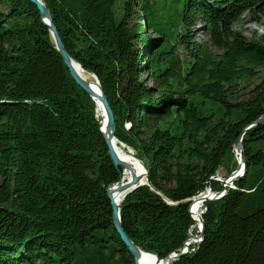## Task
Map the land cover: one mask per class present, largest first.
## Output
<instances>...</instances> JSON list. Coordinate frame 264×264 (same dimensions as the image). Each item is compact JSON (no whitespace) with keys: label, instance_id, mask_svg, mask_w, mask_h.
<instances>
[{"label":"trees","instance_id":"16d2710c","mask_svg":"<svg viewBox=\"0 0 264 264\" xmlns=\"http://www.w3.org/2000/svg\"><path fill=\"white\" fill-rule=\"evenodd\" d=\"M41 1L146 171L120 204L124 232L160 259L179 253L190 200L207 182L223 190L210 178L236 168L235 141L264 117V36L236 27L264 0ZM95 110L36 6L0 0V264H134L112 225L106 189L122 169ZM242 146L244 175L206 202L203 239L169 264H264V119Z\"/></svg>","mask_w":264,"mask_h":264},{"label":"water","instance_id":"95a60500","mask_svg":"<svg viewBox=\"0 0 264 264\" xmlns=\"http://www.w3.org/2000/svg\"><path fill=\"white\" fill-rule=\"evenodd\" d=\"M30 2L36 6L37 11L39 13L40 20H41L42 24L47 27L48 32H49L50 37H51V40L54 44L55 50L59 54L61 59L63 60V63L67 67L72 79L74 80L76 85L93 100L95 98V95H94L93 89L91 87V84L86 82L85 80H83L78 75L77 71L75 70L74 65H76L80 69H82V68L77 62H75L73 59H71V57H69V55L65 51L63 43L60 39V36H59V34H58L54 24H53L52 17H51L49 10L47 9V7L43 4V2L41 0H30ZM92 77L94 78L95 83L98 87L99 104H100V106L103 110V113H104V127L101 128L100 122H99V130L103 136V139H104V142H105V145L107 148V156L110 159L113 166L119 167L120 169H122V171L123 170H129V172H130V178L126 182H122V177H121L117 183L107 187V189H106V195L109 199V203H110V207H111V219H112L113 228H114L115 232L117 233V235L119 236L123 245L126 247L128 253L132 256L134 264H140L139 260H140V257L143 253L148 254L154 258L153 264H169L172 261L177 260L178 258L187 254L190 251L189 242L191 240L194 241V246H197L201 242V240L203 239L204 225H203L202 215L204 214L205 209H206V202L218 200L219 198H221L230 188H233L234 182L238 181L244 175V173H245V157H244V151H243V146H242V136H243L245 130L249 129L250 127H252L258 123H260L264 119V117L259 118L257 121H255L251 125L247 126L246 129L244 131H242V133L239 135V137L235 141L234 146H233V150H234V154L236 156H238L236 168L227 177H220V176H218V174H216L215 176L210 178V180H212V181H216V182L221 183L223 186V190L220 192H212L211 187H210V183L207 182V184L205 186V190L202 193H200V194L204 193V195L202 196L203 197V204L200 206V211H199V218H198L199 229H198V232L194 235V237L187 238V240L184 243V247L182 248V250L179 253H173V254L169 255L168 257H166L165 259H160L154 253L146 252V251H143L140 248H138L129 239V237L126 235V233L123 230L121 218H120V204L119 205L115 204V202L113 200V195L115 193H119V194L123 195V199H124L128 194L133 192L136 188L145 184V182L141 183L140 178L135 176L133 171L130 169V167L128 165H126L125 163H123L118 158V156L115 154V150H114V146H113V141H117L115 136H114L115 128H116L115 116H114V113H113L111 107L109 106V103H108V101H107V99H106V97H105V95H104V93H103V91L99 85L97 78L95 76H92ZM121 145L124 146L123 144H121ZM144 173H145V181H146L145 169H144ZM200 194L190 200V205H189V214L190 215H191V209L193 206V201L196 198H198L200 196ZM191 218H192V215H191ZM192 220H193V218H192Z\"/></svg>","mask_w":264,"mask_h":264},{"label":"bare ground","instance_id":"6f19581e","mask_svg":"<svg viewBox=\"0 0 264 264\" xmlns=\"http://www.w3.org/2000/svg\"><path fill=\"white\" fill-rule=\"evenodd\" d=\"M263 30H264V28H263ZM74 68L77 71L78 75L83 80H85L86 82L91 84V87H92L94 95H95V98L92 100L96 106L95 114L97 116L98 121L100 122V127L103 128L104 127V113H103V110L99 104V99H98L99 90H98V87L95 83V80L91 75L86 74V72H83V70L78 68L76 65H74ZM88 78H90V80H88ZM113 146H114L115 154L118 156V158L123 163H125L126 165H128L130 167V169L133 171L134 175L137 176L138 178H140L141 183H144L145 182V173H144V169H143L142 164L137 159H135L133 157L130 150L125 151L124 150L125 147L122 146L120 143H118V141H113ZM129 178H130L129 170H123L122 171V182H126ZM203 195H204V193L200 194V196L193 201L194 208L192 206V209H191V215H192V218L194 220V228L197 230V232L199 229L198 218H199L200 206L203 204V197H202ZM113 200H114L115 204L119 205V204H121V202L123 200V195H121L119 193H115L113 195ZM190 233H191V229H190ZM189 244H194V241L191 240L189 242ZM139 263L140 264H153L154 258L148 254L143 253L140 257Z\"/></svg>","mask_w":264,"mask_h":264},{"label":"rangeland","instance_id":"374dc122","mask_svg":"<svg viewBox=\"0 0 264 264\" xmlns=\"http://www.w3.org/2000/svg\"><path fill=\"white\" fill-rule=\"evenodd\" d=\"M256 18H257V16L253 17L252 14L245 13L243 15L242 19H241V22L236 26V27H239L241 29V32L243 33V35L245 37L251 38L253 35L264 36V30H263V28H264V16H258V18L257 19ZM195 37H196V40L199 43H202V42L206 41V38L201 33V28L200 27H197V31H196ZM260 76L264 77V71L261 72ZM88 80H90V78H88ZM257 83H258V81L254 82V84L249 89H252V87L254 85H256ZM248 91H246V92H248ZM243 95H246V94H240L239 97H241ZM125 150L128 151L129 149L125 148ZM131 154H132V151H131ZM218 176L223 177L224 176L223 172L219 171L218 172ZM196 233H197V230L194 228V225H193L192 228H191V233H190V231L188 233V238L194 237V235ZM192 246H194V244H190V247H192Z\"/></svg>","mask_w":264,"mask_h":264},{"label":"built area","instance_id":"2783aa9c","mask_svg":"<svg viewBox=\"0 0 264 264\" xmlns=\"http://www.w3.org/2000/svg\"><path fill=\"white\" fill-rule=\"evenodd\" d=\"M218 174V173H217Z\"/></svg>","mask_w":264,"mask_h":264}]
</instances>
